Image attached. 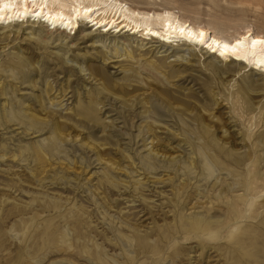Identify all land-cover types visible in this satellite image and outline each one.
<instances>
[{
    "label": "rangeland",
    "instance_id": "obj_1",
    "mask_svg": "<svg viewBox=\"0 0 264 264\" xmlns=\"http://www.w3.org/2000/svg\"><path fill=\"white\" fill-rule=\"evenodd\" d=\"M125 1L264 32V0ZM51 27L0 28V264H264V79Z\"/></svg>",
    "mask_w": 264,
    "mask_h": 264
},
{
    "label": "bare ground",
    "instance_id": "obj_2",
    "mask_svg": "<svg viewBox=\"0 0 264 264\" xmlns=\"http://www.w3.org/2000/svg\"><path fill=\"white\" fill-rule=\"evenodd\" d=\"M28 21L53 26L55 30L51 34L55 33L53 38L57 41L67 39L66 31L70 29L74 34H81L80 42H98L112 31L117 32L116 36H131L134 41L140 37L139 49L143 52L147 46L151 50L169 52L175 44L178 49H188L191 55H198L206 66L215 70L239 71L248 67L247 74L264 79V32L249 26L233 35H220L211 27L186 19L170 9L151 11L125 0H0V28L6 27L11 32L16 22ZM88 27L97 29L92 31ZM2 34L4 37L0 40L7 37L6 33ZM110 59L103 57L104 62ZM96 64L87 65L90 77L92 80L102 78L108 85V75ZM149 65L158 73L164 72L166 78L178 75L174 68L163 71L164 64L160 67L154 63ZM130 69L134 72L133 67ZM130 77L125 75L121 79L126 82Z\"/></svg>",
    "mask_w": 264,
    "mask_h": 264
}]
</instances>
